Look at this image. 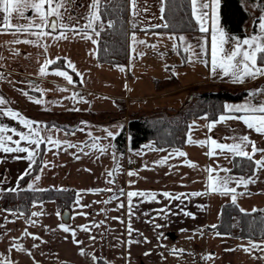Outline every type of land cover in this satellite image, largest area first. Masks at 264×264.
Here are the masks:
<instances>
[{
	"label": "crops",
	"instance_id": "0c3cea01",
	"mask_svg": "<svg viewBox=\"0 0 264 264\" xmlns=\"http://www.w3.org/2000/svg\"><path fill=\"white\" fill-rule=\"evenodd\" d=\"M91 3L92 0H71L66 11L61 10L62 23L74 27L78 34L65 30L67 39L46 37L42 41L46 48L12 42L35 40L33 36L0 32V97L7 101L0 105V126L27 135L28 129L20 120H32L38 122L33 127H38L45 138L35 157L36 160L42 149L39 167L23 181L20 177L29 173L34 165L26 158L27 154L0 152V261L5 264H264V251L251 248L249 244L252 241L264 248V237L236 236L212 229L220 220L223 204L233 203V193L211 191L209 185L214 179L210 177L230 178L229 187L236 188L235 205L239 211L244 209L243 213H251L264 208V169L257 170L252 161L250 171H234L236 156L214 150L210 143L214 139L222 144H235L241 136L248 135L258 148H264V135L249 130L241 120L219 121L221 115L244 113L225 109L215 118L207 114L191 118L185 142L179 148L159 149L147 140L137 148L127 146L125 152L120 153L113 145L114 137L132 111L178 108L192 96L188 87L194 84L201 91L217 89L220 85H250L256 92L264 89V77L248 78L240 84L233 83L231 77H224L219 71L215 76L211 74V20L205 24L209 28L207 33L187 32L177 36L172 32L132 31L125 63L100 62L96 32L103 27V22L100 18L93 24L96 32L85 27L92 11ZM244 5L250 12L247 26L252 25L256 14L259 16L256 30L240 37L241 40L260 35L258 25L260 17L264 16V7L257 9L256 4L249 1ZM162 11L163 0H135L134 4L129 0L128 21L138 28L162 25ZM216 13L218 27L227 36L237 38L221 26L219 4ZM26 15L33 13L29 11ZM25 22L12 20L14 24ZM197 27L199 30L198 24ZM85 32L91 39L83 38ZM189 45L192 50L185 51ZM232 46L230 43L226 48ZM180 50L185 53L184 61ZM190 57L194 62H189ZM48 60L54 63L47 66L49 74L41 76L39 70ZM57 71L66 72L73 83L53 74ZM171 74L177 82L161 86L162 80H167ZM155 79L161 81L158 87ZM262 96L263 93L254 99L251 97L250 103H261ZM118 101L125 105L122 113L118 111ZM230 103L225 105L231 106ZM8 110L18 112L19 117L12 119L4 115ZM71 111L84 112V118L70 123L71 130L46 123L49 118L46 115ZM88 111L95 114L88 115ZM97 114H101L100 119L94 117ZM213 122H216L215 127L210 129L208 125ZM105 130L113 132L114 136L109 137ZM7 135H12L13 140L19 139L14 133ZM189 135L193 141L208 143L204 147L188 143ZM47 137L60 144L48 143ZM21 146L34 148L23 141ZM247 150L250 152L251 147ZM180 151L186 155L179 156ZM209 151L218 154L209 156ZM254 159H264V154L257 153ZM189 162L196 166H189ZM129 172L136 175L129 176ZM37 176L39 180L35 179ZM249 177L255 182L246 188L236 183L240 178ZM50 187L70 190L72 200L68 207H58L53 199L32 202L27 213L4 206L3 193L13 192L9 189ZM96 189L101 191H89ZM129 192L149 195L133 197L129 203ZM164 193L170 196L165 197ZM150 195L155 199H150ZM177 196L180 199L171 198ZM64 209L69 211L67 221L61 217ZM33 212L41 214L32 216ZM156 224L162 227L156 228ZM60 225L69 227L75 236L72 231L64 232ZM85 227L87 231L83 230ZM245 248L250 251H244ZM81 249L84 255L80 254ZM173 249L182 251L173 253ZM209 255L211 259L206 258Z\"/></svg>",
	"mask_w": 264,
	"mask_h": 264
},
{
	"label": "trees",
	"instance_id": "16d2710c",
	"mask_svg": "<svg viewBox=\"0 0 264 264\" xmlns=\"http://www.w3.org/2000/svg\"><path fill=\"white\" fill-rule=\"evenodd\" d=\"M245 1L256 4L257 9L264 7V0H220V23L229 35L242 37L256 30L259 15L256 14L252 25L247 26L246 21L250 12L245 8ZM99 15L103 27L99 31L97 40V59L100 62L110 64L127 61L128 39L132 31L172 32L177 36L187 32L199 33L197 22L192 15L190 0H163L164 24L153 27L138 28L130 25L128 21L129 0H100ZM164 25H168V27ZM181 55L184 61L185 53L181 51ZM167 81H176V78L171 74ZM160 82L159 79H155V86L158 87ZM245 95H247L245 88L233 92L228 87L220 85L215 90H195L192 94L191 101L193 102L191 105L186 107L184 105L180 112L173 111V108L168 107L132 111L128 113L126 124L113 139L114 148L118 152L124 153L127 146L137 148L147 140L152 141L153 145L159 149L179 148L185 142L188 122L191 118L201 114L215 118L219 113L225 111L226 102L238 101ZM117 104L118 111L124 112V103L118 101ZM89 113L95 114L93 111H88L87 114L89 115ZM69 114L81 115L76 111H71ZM78 120L79 118H76L64 124V122L48 118L46 123L71 130L73 126L70 123H77ZM41 153L42 149L32 170L21 181L27 179L37 170L41 163ZM251 167L252 161L239 156L234 157V171L247 172L251 170ZM12 195L15 196L10 197ZM46 199H53L60 208L68 207L72 200V193L70 190L50 187L43 190L23 188L13 192H5L3 195L5 208L24 213L29 211L32 202ZM215 226L212 229L221 233L252 238L264 237V208L251 213H243L235 204L224 203L220 220Z\"/></svg>",
	"mask_w": 264,
	"mask_h": 264
},
{
	"label": "snow or ice",
	"instance_id": "6c2138e0",
	"mask_svg": "<svg viewBox=\"0 0 264 264\" xmlns=\"http://www.w3.org/2000/svg\"><path fill=\"white\" fill-rule=\"evenodd\" d=\"M71 2V0H0V32L8 33L11 32L12 35H27L33 36L36 39L30 40L25 39L23 41L16 39L12 41L13 43H26V44H33L37 47H47L46 45L42 44L44 38H55V39H67V31H71L73 33L78 34L77 30L74 27H70L67 24L62 23L64 20V16L62 13V9L66 11L67 5ZM192 6V15L196 20L197 24L200 26L199 31L202 33L209 32V28L205 26L208 20H211L212 28H211V66L210 72L213 76L217 74L219 71L220 74L224 77H231L233 83H240L243 84L246 79H256L258 77H264V16L260 17L259 22V30L260 35H253L251 37H247L244 39L229 37L225 34V32L218 27L217 25V13L216 9L219 4V0H190ZM99 3L100 0H92V3L89 5V8L92 9L90 12V16L88 18V24L85 26L86 28H91L93 32H96L95 27L93 24L96 21L100 20L99 15ZM135 0H133V4ZM209 10H211L209 12ZM29 11L33 13L32 16L26 15ZM21 19L26 21L23 24L20 23H12L13 19ZM111 26V25H109ZM168 27V25H164ZM102 27V25H101ZM58 33V35H55ZM96 35H99V32H96ZM84 39H91V37L85 32L83 35ZM181 41L184 40V37H179ZM135 41V37H133ZM140 43H144V41H139ZM232 43L233 46L231 49H227L226 45ZM151 47L155 48V45ZM192 46L189 45L185 51H191ZM135 51V49H133ZM196 54L195 52L192 53L194 57ZM189 62H194L192 57L189 58ZM54 61L48 60L46 61L45 66H42L39 70L40 75H48L47 66L53 64ZM71 65V62L69 61ZM121 71L124 69L121 67ZM55 75H59L64 77L69 84L73 83L72 77L69 76L66 72L57 71L53 73ZM176 75V73H173ZM61 91H65L66 89H60ZM264 93V90H257L256 92H250L249 96L253 99ZM39 103V100L35 101ZM7 103V101L0 97V105ZM225 109L228 112H236V113H244L241 116H225L221 115L219 117V121L223 122L229 119H237L241 120L246 127L254 131L257 134L264 135V102L258 104L248 103L245 105L240 106H228L225 105ZM2 111V110H0ZM12 119H17L19 117L18 112H14L8 110L7 112L3 113ZM20 122L28 129V134L26 135L23 132H17L16 129H9L6 126H0V152L4 153H26V158L31 163H35V157L37 155V150L40 148L41 144L45 142V138L41 136L38 127H33V125L37 124L38 122L28 120V119H21ZM215 123L213 122L208 125L211 129L215 127ZM192 127V126H190ZM107 131V130H105ZM8 132L14 133L16 136L19 137L18 140H13L12 135H7ZM107 135L109 137H113L114 133L111 131H107ZM47 142L53 145L58 146L60 144L59 141L52 140L51 137H47ZM26 142L29 145L34 146V148L23 147L21 146V142ZM188 143H196L201 147L206 146L208 141H193L191 135H189ZM211 145L213 146L214 150H219V152H227L233 154L235 156H239L241 158L247 159L249 161H253L257 170L264 169V159H254L257 153L264 154V148H258L256 143L250 140L248 135H243L239 138V143L235 144H222L217 142L214 139L210 140ZM10 145H15L10 146ZM71 147V145H69ZM251 147V151L247 150L248 147ZM104 151V149H101ZM179 156H185L186 153L180 151L177 153ZM209 156L217 155L216 151H209L207 153ZM18 159L20 157H17ZM228 158V157H226ZM167 158H165L166 160ZM163 163V161L161 162ZM189 166L195 167V164L189 162ZM219 167V166H218ZM221 171H228L227 169H220ZM209 172H215V169H208ZM28 173L25 172V175ZM109 176L112 175L111 172L108 173ZM129 176L136 175L134 172H129ZM23 179V176L20 177ZM39 180L40 177L37 176L35 178ZM214 179V182L209 185L211 191H222L224 194L233 193L231 199L233 204L236 203L237 197L235 195L236 188L229 187L230 178H220V177H210V180ZM111 182V181H109ZM255 180L252 177L248 179L240 178L236 183L238 185H243L245 188L250 183H254ZM31 187V185L29 186ZM9 191H15V189H9ZM99 192L100 189L96 190H89ZM110 191V189H109ZM149 195L144 192H129L127 196L129 198V203H131V199L137 196H145ZM194 195H200V193H195ZM243 195V193H241ZM165 197H169V193H164ZM173 199H180L179 196L171 197ZM150 199H155L154 195H150ZM107 203V202H106ZM79 204V200L77 201ZM242 212L245 211L244 209H240ZM163 212V210H161ZM255 211V209H254ZM15 214V213H13ZM41 213L33 212L32 216H39ZM23 215V213H21ZM59 215V213H58ZM185 215L191 216V213H185ZM34 223V222H33ZM156 228L162 227L160 224L155 225ZM213 228L216 226L213 225ZM60 228L64 232L72 231L69 227H65L64 225H60ZM83 230L87 231L88 229L85 227ZM131 231V229H129ZM73 236H75V232L72 231ZM220 235V233H217ZM34 239H38V237H33ZM74 243L79 244V241H74ZM251 248H259L260 250L264 251V248H261L260 245L254 244L252 241H249ZM20 251H24L22 246H18ZM173 253L177 250L173 249ZM229 251H234V249H229ZM244 251H250L249 248H245ZM81 255H84V251L81 249ZM148 255V253H145ZM207 259H211V255L206 257ZM0 264H5V262L0 261Z\"/></svg>",
	"mask_w": 264,
	"mask_h": 264
},
{
	"label": "rangeland",
	"instance_id": "374dc122",
	"mask_svg": "<svg viewBox=\"0 0 264 264\" xmlns=\"http://www.w3.org/2000/svg\"><path fill=\"white\" fill-rule=\"evenodd\" d=\"M181 34H183V33H181ZM233 36H235V35H233ZM237 38H239L240 39V37L238 36ZM176 83L177 82V80L176 81H167V80H162V84H161V86H165L166 84H171V83ZM193 87H195V88H193ZM228 87V86H227ZM243 88H245L246 90H247V95H245L242 99H240V100H238L241 104H236L235 102H231L230 104H231V106H233V104H235V105H244V104H248V103H250L251 102V96H249V93L250 92H255V88H253V87H250V85H248V86H242V87H234L233 85H230L229 87H228V89H230L231 91H236V90H238V89H243ZM201 91L200 89H199V86L198 85H191V86H189L188 87V93L190 94V95H192L193 94V92L194 91ZM210 90H215V89H210ZM264 90V89H263ZM262 97H264V93H263V96ZM192 96H190V98L187 100H185L182 104H181V106H179L178 108H174V107H168V108H173V111L174 110H176L177 112H178V109H180L181 108V110L183 109V106L185 105V107L186 106H189V105H191V103L193 102V101H191L192 99ZM190 100V101H189ZM263 100V99H262ZM189 101V102H188ZM264 101V100H263ZM262 101V102H263ZM91 117H92V119H93V115H90ZM46 117L48 118L49 117V119H51V120H55V121H60V122H64V124H67V121H70V120H73V119H76V118H79V119H82V118H84V112H82L81 113V115L80 116H77V115H72V114H69V113H51V114H49L48 116L46 115ZM96 119H100L101 118V114H97V115H95L94 116ZM104 117V116H103ZM3 195H4V193H3ZM13 196H15V195H12V196H10V197H13ZM13 199V198H12Z\"/></svg>",
	"mask_w": 264,
	"mask_h": 264
},
{
	"label": "water",
	"instance_id": "95a60500",
	"mask_svg": "<svg viewBox=\"0 0 264 264\" xmlns=\"http://www.w3.org/2000/svg\"><path fill=\"white\" fill-rule=\"evenodd\" d=\"M180 111H181V108L178 109V112H180ZM61 217H62V219H63L64 221H67V220L69 219V211H68V209H64V210L62 211V213H61Z\"/></svg>",
	"mask_w": 264,
	"mask_h": 264
},
{
	"label": "built area",
	"instance_id": "2783aa9c",
	"mask_svg": "<svg viewBox=\"0 0 264 264\" xmlns=\"http://www.w3.org/2000/svg\"><path fill=\"white\" fill-rule=\"evenodd\" d=\"M0 77H1V71H0ZM132 164H133V165H136V163H135V162H133Z\"/></svg>",
	"mask_w": 264,
	"mask_h": 264
}]
</instances>
